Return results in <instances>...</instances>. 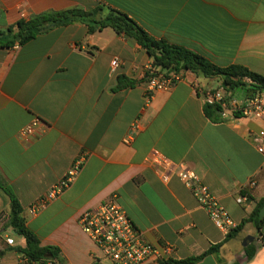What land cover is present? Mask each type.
I'll return each mask as SVG.
<instances>
[{"label": "crops", "instance_id": "obj_1", "mask_svg": "<svg viewBox=\"0 0 264 264\" xmlns=\"http://www.w3.org/2000/svg\"><path fill=\"white\" fill-rule=\"evenodd\" d=\"M99 7L104 10L97 20L117 11L156 40L220 68L241 66L264 77V0H0L2 41L13 38L7 30L21 19ZM151 69L166 72L153 67L135 39L110 27L89 33L86 22L55 27L23 45L0 46V213H11L7 187L27 228L41 247L57 250L60 264H111L81 230L79 218L114 196L147 243L161 252L172 248L170 260L202 256L194 264H264V218L260 231L247 223L229 237L231 231L212 222L177 176L164 182L166 171L149 162L158 153L184 164L239 226L264 200V156L254 142L264 135V121L209 119L195 85L221 89L218 77L184 71L171 91L149 94ZM119 77L133 85L119 89ZM35 119L40 124L23 135ZM128 136L132 141L125 144ZM77 162L81 168L72 184L31 214V205ZM247 237L253 241L244 246ZM25 245L6 229L0 264H17ZM248 246L256 248L249 261Z\"/></svg>", "mask_w": 264, "mask_h": 264}, {"label": "built area", "instance_id": "obj_2", "mask_svg": "<svg viewBox=\"0 0 264 264\" xmlns=\"http://www.w3.org/2000/svg\"><path fill=\"white\" fill-rule=\"evenodd\" d=\"M116 65L117 61H113L112 66L116 67ZM182 72L184 71L163 73L155 69L149 70V77L146 81L147 93L171 91L184 80ZM238 80L243 85L241 88L251 92V96L247 95L242 98L237 93L227 91L224 87L209 91L203 90L199 84H196L195 87L206 104L216 106L219 109L218 114L221 119L231 116L264 121V91H256L258 83L249 76H240ZM40 122V119H35L29 127L22 131V134L25 136L30 135ZM131 141L130 136L124 140L125 144H130ZM254 142L257 152L264 156V135L255 137ZM149 162L166 171V174L162 176L164 182H168L173 175L177 176L190 189L199 205L207 212L218 228L232 231L238 227L207 186L201 183L199 177L193 171L187 169L184 164H175L158 153H154ZM80 168V162L75 163L46 197L31 205L30 213L33 215L39 213L50 201L58 198L75 180ZM250 185L255 186V182H251ZM247 198V195L241 196L240 200L246 201ZM9 219L8 214L0 213V236L4 235L6 229L9 228ZM79 226L99 248L103 259L111 264H146L149 260H153L155 264H160L163 261L170 260L167 256L172 253V248L167 247L164 252H161L147 243L141 232L134 226L127 213L119 205L116 196L107 203L83 213L79 218ZM5 242L8 246L16 247L13 237H6ZM260 245H264L263 240H260ZM17 264L60 263L52 255L34 257L18 251Z\"/></svg>", "mask_w": 264, "mask_h": 264}, {"label": "trees", "instance_id": "obj_3", "mask_svg": "<svg viewBox=\"0 0 264 264\" xmlns=\"http://www.w3.org/2000/svg\"><path fill=\"white\" fill-rule=\"evenodd\" d=\"M103 10L104 9L100 7L91 11H86L81 8H72L60 12L33 16L29 19H21L15 26L9 27L7 30L8 33L14 34L11 40L6 42L2 41V37L5 36V33H0V46L13 47L15 44L23 45L35 39L38 35L55 27L67 26L75 22H86L89 33H94L102 28L110 27L117 34H124L125 36L135 39L152 59L154 68L161 69L167 73L185 71L196 75H203L208 78L218 77L222 80L223 87L234 94L243 86L238 80V77L249 76L258 83L256 91H264V77L252 73L241 66L220 68L189 49L171 45L163 40H156L134 20L117 11L110 10L104 19L97 20L96 16L103 12ZM17 37H20L19 41H16ZM147 76L149 77V75ZM131 85H133V83L128 81L125 77L118 78L119 89ZM218 111L219 109L216 106L206 104L204 107L206 116L214 122L219 121ZM3 189L10 196L12 204L8 227L12 230L14 235L23 238L26 242L25 247L19 248L18 251L34 257H42L44 255L58 256L56 249L40 246V242L36 235L26 226L19 201L9 188L4 187ZM263 206L264 200L248 219L243 221L236 229L229 233V237L240 231L247 223H252L256 229L260 231L263 221L260 220L259 213ZM255 253L256 248L248 246L246 248L247 260H251ZM1 256L2 253L0 252V258ZM201 257L184 261L167 260L160 264H194Z\"/></svg>", "mask_w": 264, "mask_h": 264}, {"label": "water", "instance_id": "obj_4", "mask_svg": "<svg viewBox=\"0 0 264 264\" xmlns=\"http://www.w3.org/2000/svg\"><path fill=\"white\" fill-rule=\"evenodd\" d=\"M16 40L19 41V40H20V37H17ZM237 94H238L239 96H241L242 98L246 97L247 95H248V96H251V95H252L251 92H248L246 89H242V88L238 89ZM259 218H260L261 221H262L263 218H264V207L260 210ZM251 241H253V237H247V239H246L245 242H244V246H246L247 243H248V242H251Z\"/></svg>", "mask_w": 264, "mask_h": 264}]
</instances>
